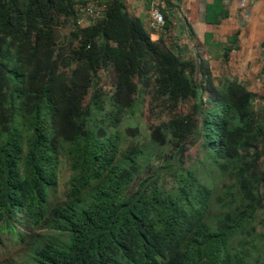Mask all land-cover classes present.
<instances>
[{
  "label": "trees",
  "instance_id": "16d2710c",
  "mask_svg": "<svg viewBox=\"0 0 264 264\" xmlns=\"http://www.w3.org/2000/svg\"><path fill=\"white\" fill-rule=\"evenodd\" d=\"M94 1L0 0L3 225L47 219L62 154L71 175L52 226L67 239L36 248L29 264H264L244 238L264 209V111L255 110L254 94L237 80L216 83L202 61L153 40L123 0ZM88 5L104 8L92 16L82 10ZM225 16L222 0L208 4V22ZM109 68L114 91L105 106L98 73ZM140 85L167 114L163 141L174 149L145 177L150 163L138 149L121 152L118 124ZM188 143L205 152L204 169L231 180L223 195L184 165ZM163 173L173 192L161 188ZM214 202L222 213L213 220Z\"/></svg>",
  "mask_w": 264,
  "mask_h": 264
},
{
  "label": "rangeland",
  "instance_id": "374dc122",
  "mask_svg": "<svg viewBox=\"0 0 264 264\" xmlns=\"http://www.w3.org/2000/svg\"><path fill=\"white\" fill-rule=\"evenodd\" d=\"M89 1L92 4L95 2L94 0ZM80 21L86 25L90 22V18L88 15H81ZM66 32L67 28L59 30V43L65 41ZM240 48L239 51L232 52L226 61L213 58L207 60V63L216 83L237 80L244 84L254 94L255 110L264 111V48L258 44H244ZM114 79V72L111 68L100 70L98 73V87L102 94L101 102L105 106L110 103L109 97L114 91ZM93 92L94 88L90 87L84 103L89 100ZM134 103L131 112L124 111L120 114L118 124L121 152L140 150V162L143 165L150 163L141 174L145 177L155 167L162 166L164 154L169 155L174 149L172 145L165 144L163 141V124L168 120L167 114L160 104L152 102L146 86L140 85ZM182 158L185 166L194 165L202 170L205 181L214 186L216 196L224 194V188L231 183V180L215 169H204L209 161L201 147L197 144H186ZM55 169L56 179L51 185L47 199V209L50 214L46 220L39 224H32L30 227L21 225L19 222H12V228L5 227L0 220V264H29L33 262L36 248L45 243L59 244L67 239L66 231L52 226L55 222L54 210L66 203V192L71 175L69 161L62 154L57 158ZM173 184L168 173H163L160 177L161 188L173 192ZM221 213L222 209L214 202L210 218L214 220ZM244 238L253 242V256L264 260V209L258 212Z\"/></svg>",
  "mask_w": 264,
  "mask_h": 264
},
{
  "label": "crops",
  "instance_id": "0c3cea01",
  "mask_svg": "<svg viewBox=\"0 0 264 264\" xmlns=\"http://www.w3.org/2000/svg\"><path fill=\"white\" fill-rule=\"evenodd\" d=\"M123 1L133 16L143 19L153 40L162 39L178 55L207 67V60L226 61L244 44L264 48V0H222L227 16L217 23L207 21V7L213 0ZM155 10L163 14L166 26L164 21L155 23Z\"/></svg>",
  "mask_w": 264,
  "mask_h": 264
},
{
  "label": "built area",
  "instance_id": "2783aa9c",
  "mask_svg": "<svg viewBox=\"0 0 264 264\" xmlns=\"http://www.w3.org/2000/svg\"><path fill=\"white\" fill-rule=\"evenodd\" d=\"M103 8H104V5L102 6L88 5L82 10L88 12L92 16H99ZM153 18H154L155 23L157 24H162L164 21L163 14L158 10L154 11Z\"/></svg>",
  "mask_w": 264,
  "mask_h": 264
}]
</instances>
